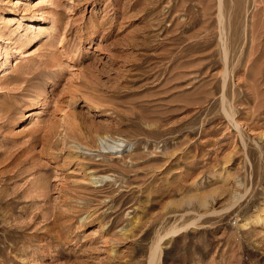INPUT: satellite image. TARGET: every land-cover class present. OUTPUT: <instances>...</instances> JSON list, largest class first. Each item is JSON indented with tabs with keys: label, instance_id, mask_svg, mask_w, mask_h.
<instances>
[{
	"label": "rangeland",
	"instance_id": "rangeland-1",
	"mask_svg": "<svg viewBox=\"0 0 264 264\" xmlns=\"http://www.w3.org/2000/svg\"><path fill=\"white\" fill-rule=\"evenodd\" d=\"M15 1L0 264H264V0Z\"/></svg>",
	"mask_w": 264,
	"mask_h": 264
},
{
	"label": "bare ground",
	"instance_id": "bare-ground-1",
	"mask_svg": "<svg viewBox=\"0 0 264 264\" xmlns=\"http://www.w3.org/2000/svg\"><path fill=\"white\" fill-rule=\"evenodd\" d=\"M21 1H23V0H16L15 2H14V6H16L18 3H21ZM221 13V12H220ZM0 18H1V16H0ZM103 26V25H102ZM29 27H34V25H32V24H29ZM36 28V27H35ZM37 28H39V27H37ZM30 30V29H29ZM62 47V46H61ZM59 50V48L57 49V51ZM55 51V50H54ZM60 51V50H59ZM58 51V52H59ZM80 51V50H79ZM61 52V51H60ZM59 52V53H60ZM2 53V52H1ZM70 57H72V56H70ZM10 77V76H9ZM7 78V77H6ZM71 99V98H70ZM96 108H97V106H96ZM32 113H30V115H31ZM75 122H77V120H75ZM79 122V121H78ZM73 123V122H72ZM76 124V123H75ZM69 125V126H71V127H69V128H71V130H73V132L75 131V130H79L80 132L82 131V130H80L81 128V126L78 128V127H76V125ZM66 128V127H65ZM68 129V128H67ZM70 130V131H71ZM68 132V131H67ZM69 134V133H68ZM79 134V133H78ZM91 134V133H90ZM89 134V135H90ZM50 136V135H49ZM93 138V137H92ZM96 138V137H95ZM99 138V137H98ZM102 139V138H101ZM96 140V139H95ZM100 140V139H99ZM47 141H49V139H47ZM93 141V140H92ZM74 144L73 145H71V146H73V147H71L70 146V148H77V149H79V152H81L85 157L89 154L88 152H86V150L85 149H88L87 147H86V145L84 146V145H82L81 143H75V142H73ZM43 148L46 150H48V148L49 149H53V148H55V147H53V144L52 143H50V142H46V143H44L43 144ZM97 146V145H96ZM99 148H103V149H105L104 147H100L99 146ZM98 148V149H99ZM69 149V148H68ZM90 149V148H89ZM69 151V150H68ZM43 152V151H42ZM46 152V151H45ZM71 152V151H70ZM75 152V151H74ZM47 153V152H46ZM48 153H50V152H48ZM73 153V152H72ZM69 154V153H68ZM76 154V153H75ZM70 155V154H69ZM74 155V154H73ZM72 155V156H73ZM76 155H78V154H76ZM99 155V154H98ZM75 157V156H74ZM78 157V156H77ZM83 157V156H82ZM78 159V158H77ZM79 159H80V157H79ZM83 159V158H82ZM87 159V158H86ZM86 159H83V160H86ZM81 161V160H80ZM78 163H81V162H78ZM84 167V166H83ZM86 172H84L85 174H86V178H88V181L90 182V183H100V185H103V184H105V180L106 179H108V178H106L105 177V175H99V174H96V171L95 170H93V169H90V168H88L87 170H85ZM160 245L158 244V246L154 249L155 250V252H154V254H153V257H155L156 255L155 254H157L158 253V250L160 251ZM155 255V256H154ZM159 256V255H158ZM156 259V258H155ZM153 260V259H152ZM152 263H155V262H152Z\"/></svg>",
	"mask_w": 264,
	"mask_h": 264
}]
</instances>
